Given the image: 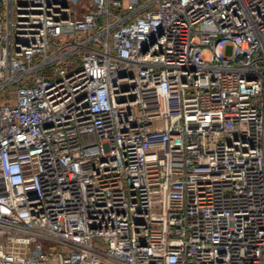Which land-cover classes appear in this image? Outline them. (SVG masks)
Returning <instances> with one entry per match:
<instances>
[{"label": "built area", "instance_id": "1", "mask_svg": "<svg viewBox=\"0 0 264 264\" xmlns=\"http://www.w3.org/2000/svg\"><path fill=\"white\" fill-rule=\"evenodd\" d=\"M0 264H264V0H0Z\"/></svg>", "mask_w": 264, "mask_h": 264}, {"label": "rangeland", "instance_id": "2", "mask_svg": "<svg viewBox=\"0 0 264 264\" xmlns=\"http://www.w3.org/2000/svg\"><path fill=\"white\" fill-rule=\"evenodd\" d=\"M231 52H232L231 47H228L227 50H226V53H227L228 55H230Z\"/></svg>", "mask_w": 264, "mask_h": 264}]
</instances>
